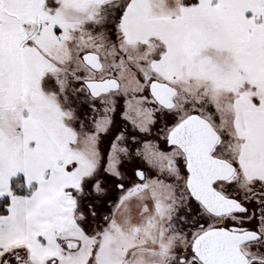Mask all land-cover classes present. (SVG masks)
Listing matches in <instances>:
<instances>
[{
	"label": "snow or ice",
	"instance_id": "6c2138e0",
	"mask_svg": "<svg viewBox=\"0 0 264 264\" xmlns=\"http://www.w3.org/2000/svg\"><path fill=\"white\" fill-rule=\"evenodd\" d=\"M0 264H264V0H0Z\"/></svg>",
	"mask_w": 264,
	"mask_h": 264
}]
</instances>
